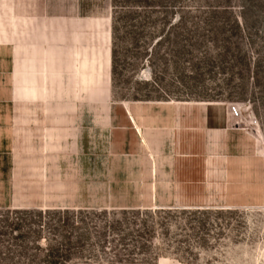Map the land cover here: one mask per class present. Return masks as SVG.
Listing matches in <instances>:
<instances>
[{"label": "crops", "instance_id": "1", "mask_svg": "<svg viewBox=\"0 0 264 264\" xmlns=\"http://www.w3.org/2000/svg\"><path fill=\"white\" fill-rule=\"evenodd\" d=\"M32 18L0 12V209L264 204L248 130L199 104L111 103L110 20Z\"/></svg>", "mask_w": 264, "mask_h": 264}, {"label": "rangeland", "instance_id": "2", "mask_svg": "<svg viewBox=\"0 0 264 264\" xmlns=\"http://www.w3.org/2000/svg\"><path fill=\"white\" fill-rule=\"evenodd\" d=\"M3 1L0 12L5 20L14 18L22 24L31 17L108 18L114 51L111 103L199 104L208 108L210 123L215 126L229 117V105L236 104L241 117L228 120L253 135L264 162V0ZM108 107L103 106V116L108 115ZM101 206L107 209L69 211L84 213L89 235L69 263L264 264V204L238 209L117 210ZM52 212L0 209V264H44L49 246L62 244L61 236L72 233L73 227H84ZM124 212L151 213V217L141 215L139 219H148L155 232L150 238L129 237L126 242L134 247L127 252L117 247V258L109 249L102 254L97 247L98 228L112 218L122 219ZM154 212L160 214L153 216ZM91 213L105 216L93 218ZM124 227L127 230V226L121 230ZM132 229L138 227L132 226L126 233ZM37 235L42 238L36 241ZM143 244L150 248L138 254L135 246ZM80 249L86 251L81 257L77 254Z\"/></svg>", "mask_w": 264, "mask_h": 264}, {"label": "trees", "instance_id": "3", "mask_svg": "<svg viewBox=\"0 0 264 264\" xmlns=\"http://www.w3.org/2000/svg\"><path fill=\"white\" fill-rule=\"evenodd\" d=\"M114 32H115V27L112 24V40L114 38ZM113 47V44H112ZM114 74V51L112 49L111 51V75ZM49 213H52V211H47ZM57 212V211H56ZM41 213V212H40ZM48 213V214H49ZM56 214H60V215H66V220L65 221H69V222H73L77 224V222L79 221V223H81L82 226L81 228H74L73 227V232L72 233H68L66 235L61 236V241L62 244H60L58 247H53V246H49L47 248V250L45 251V255L44 258L46 259V263L44 264H71L68 262V260L72 257L73 252L75 251V249L82 247L83 244L85 243V240H87L89 238V235L86 233L85 231V221L84 217H82L84 213L81 212H69V211H58ZM90 213H88L89 215ZM153 216H157L160 213H152ZM93 218L96 217H104L105 214L100 213V215L96 214V213H91ZM98 215V216H97ZM127 215L129 216L128 218H125L124 216ZM144 215L145 217L149 218L151 217V213H140V212H130V213H121L120 217L122 216V219H110V221L105 223V226L99 227L96 232V238L98 239V242L100 243V245H98V249H102V254H106L104 252L103 249H109L113 256V258H117L116 256V252H118L117 247H121V251L127 252L130 247H134V244L132 243H127V239L129 237H136V238H142L143 236H149V238L151 237V234H153L155 232V228H154V224H149L150 221L148 219H139V216ZM150 215V216H148ZM123 226H127V230L130 229L132 226H137L138 229L134 230L132 229V232H127L126 233V229L124 227L123 230H121V228H123ZM18 227H16L14 229V231L17 230ZM79 230H82L83 232H78ZM80 233V234H78ZM111 237H116L115 239H110V241H108L106 238H111ZM40 238H42L41 235H37L35 237L36 241L39 240ZM73 240H75L76 242H72ZM46 243H49V239L45 238ZM147 242V241H146ZM78 246V247H75ZM123 247V248H122ZM126 247V248H125ZM150 246H146L145 244L143 245H138L135 246L136 251L138 252V254H140L141 252H143L144 250L146 251L147 249H149ZM86 250V249H85ZM120 250V249H119ZM98 253L101 252L100 250H96ZM8 252V251H7ZM86 252L83 249H80L77 254H79V256L81 257V255ZM2 252L0 251V254ZM82 253V254H81ZM84 255V254H83Z\"/></svg>", "mask_w": 264, "mask_h": 264}, {"label": "built area", "instance_id": "4", "mask_svg": "<svg viewBox=\"0 0 264 264\" xmlns=\"http://www.w3.org/2000/svg\"><path fill=\"white\" fill-rule=\"evenodd\" d=\"M227 113L229 117L233 120L239 119L241 117L240 108L236 104H230L227 109Z\"/></svg>", "mask_w": 264, "mask_h": 264}]
</instances>
